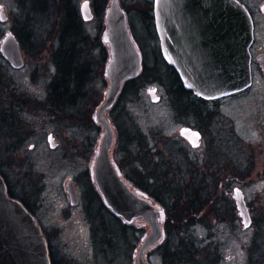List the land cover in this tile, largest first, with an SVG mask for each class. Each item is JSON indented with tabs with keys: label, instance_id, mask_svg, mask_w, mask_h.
<instances>
[{
	"label": "rangeland",
	"instance_id": "1",
	"mask_svg": "<svg viewBox=\"0 0 264 264\" xmlns=\"http://www.w3.org/2000/svg\"><path fill=\"white\" fill-rule=\"evenodd\" d=\"M31 1L0 0L8 16L7 22L0 21V46L5 34L12 31L25 58V65L15 69L0 50V76L9 84L11 94L15 92L16 120L15 152L10 156L0 152V170L16 198L26 200L38 214L59 220L54 226L58 232L51 237L57 264H137L138 249L150 228L127 227L116 219L94 191L89 174L101 134L92 115L109 85L105 78L108 50L102 37L110 0H89L95 17L89 22L82 19L89 41L77 46L74 57L89 69L87 84L72 110L63 114L50 108L45 94L55 73L53 57L59 45L61 0H43L47 13ZM85 1L73 0L81 18L80 7ZM153 1L120 0L143 53L145 76L110 112L118 134L113 158L132 182L140 177L137 172L141 168L150 171L156 164L167 168L168 162L196 163L206 179L203 186L196 182L189 185L188 181L184 186L199 188L200 198H195L198 202L191 208L186 205L174 209L176 220L171 221L172 231H186L200 245V254L196 251L187 255L194 257L190 264H203V259L205 264L208 259L216 260L214 264H264L256 258L250 260L257 223L264 226V80L243 94L196 107L202 117L192 111L181 114L179 108L183 106L173 105L168 92L170 69L162 57L154 21L143 20L135 10ZM154 87L161 96L159 103L150 99L149 90ZM191 99L184 98L182 105ZM182 126L203 131L200 147L194 149L183 142L179 134ZM49 134L58 143L55 149L49 145ZM174 151L182 152V156ZM185 165L181 171L189 175L197 170ZM69 178L75 182L78 205L70 203L66 187ZM236 187L243 190L250 210L253 222L248 229L233 198ZM166 231L163 245L145 257L148 264H163L165 247L177 243L176 235H169L167 227Z\"/></svg>",
	"mask_w": 264,
	"mask_h": 264
},
{
	"label": "water",
	"instance_id": "2",
	"mask_svg": "<svg viewBox=\"0 0 264 264\" xmlns=\"http://www.w3.org/2000/svg\"><path fill=\"white\" fill-rule=\"evenodd\" d=\"M154 20L164 59L178 73L184 88L204 100L226 98L249 89L252 85L251 53L253 19L238 0H154ZM84 22L94 18L90 1L81 4ZM0 21L8 16L0 6ZM106 30L102 41L110 47L105 68L109 85L103 102L92 117L103 132L90 172L95 188L105 206L127 225L150 230L142 239L137 264H148L147 254L167 238L165 209L145 192L135 187L114 161L112 152L117 135L107 114L117 103L128 81L143 70V55L129 25V17L120 0H110L105 13ZM0 50L15 69L25 65L16 35L5 34ZM157 88L149 90L151 101L160 97ZM183 138L195 148L202 135L190 127L180 130ZM51 148L55 138L49 135ZM72 205L78 203L73 181L67 184ZM237 210L245 229L252 226L250 210L240 187L233 191ZM0 264H51L48 244L37 219L17 199L8 194L0 174Z\"/></svg>",
	"mask_w": 264,
	"mask_h": 264
},
{
	"label": "trees",
	"instance_id": "3",
	"mask_svg": "<svg viewBox=\"0 0 264 264\" xmlns=\"http://www.w3.org/2000/svg\"><path fill=\"white\" fill-rule=\"evenodd\" d=\"M32 1L35 6L41 5L38 8H41L42 12H49L48 7L45 9V7L43 6V0H38L37 3L34 2V0ZM58 7L60 8V15L62 20L57 36L59 45L53 57L55 63V73L49 85V89L45 94L50 101L49 104L52 106L50 108H52L56 113L61 112L63 114L67 109L72 110L71 108L75 106L79 94L83 91L87 84V72L89 69L85 68V66L80 65L81 63L77 62L74 57L76 56L75 51H77V46L80 47L82 44L88 42L89 39L84 30V24L82 22L81 16L79 15L78 9L73 4V0H61L60 4H58ZM135 10L140 13L143 20L149 19L154 21V17L152 14L153 3L146 2L143 9L135 8ZM18 37L20 38V41L23 45L25 43L24 39L21 36ZM169 69L170 73H168V92L172 96L173 105L178 108L183 106V109L179 108L181 114H183L182 111L184 113L192 111L195 112L198 117H202L200 111L196 107L199 106V109H201L202 106L207 102L194 97L191 92L186 91L183 88L182 82L177 72L172 67H169ZM143 76H145V74H142L139 78L129 81L125 84L119 101L126 92H128L132 87H134V85L137 84L139 80L144 78ZM186 97H189L190 99L194 98L196 101L191 99L186 101L182 105L181 102H183L184 98ZM176 103H179V106H177ZM203 111H205L204 108ZM182 149L184 148L182 147ZM166 165L167 168L164 165L156 164V167L152 168L150 171H147V167L146 170L141 168L140 171L137 172V176L139 174L140 177L138 179H135L133 184L143 192L147 193L160 206H162L163 208L167 207L165 208L167 210L166 227L168 229L169 235H176L175 238H177V243L174 246L169 245L165 247V250L162 253L163 264H190V262L194 260V257H187V255L190 253L193 254L196 251H198V254H200V245L192 234L188 235L186 231H182L181 229H178V234H176L174 230L172 231L171 221L176 220L172 216V212L178 206L188 205L187 207L191 208L196 202H198V200H195V198H200V195L197 193L201 191L199 190V188H185L184 183L188 181V184L192 185L196 182L197 184L203 186V183L206 179L202 173L198 172L196 163L194 164V162L192 161L189 166L197 170H195L194 172L192 170V172L190 173L191 176L189 175V173L181 171V169L186 166L185 164L178 162L173 164L168 162ZM144 166L145 164L143 165V168ZM172 170H174V172H172ZM185 173L186 177H183ZM181 174H183V176H180ZM20 200L25 205L29 206L26 200ZM182 225L186 227L188 226L185 223H183ZM257 226V232L252 241L250 260L256 258L257 260H259V262L261 261L262 263H264V226H262V223H257ZM166 234L168 237L167 231ZM204 248L206 247L203 244V250ZM205 263L206 261H204L203 259V264ZM214 263H216V260H207V264Z\"/></svg>",
	"mask_w": 264,
	"mask_h": 264
},
{
	"label": "flooded vegetation",
	"instance_id": "4",
	"mask_svg": "<svg viewBox=\"0 0 264 264\" xmlns=\"http://www.w3.org/2000/svg\"><path fill=\"white\" fill-rule=\"evenodd\" d=\"M238 1L241 2L243 5H245V7L248 9V11H249V13L253 19V26H254L253 44L250 48L251 72H252V86L248 90V91H250L253 88H255L260 81L264 80V0H238ZM104 47H106L108 50V59H109L110 47L107 46L106 44H104ZM6 62L10 65V63L7 60H6ZM10 90L11 89H10L9 84H6L5 80H3L0 76V115H2V117L0 116V152L6 153L8 156H10V154H13L15 152V140H16V135H15V129H16L15 128V126H16L15 92H13V94H11ZM242 93H244V92H242ZM242 93H240V94H242ZM237 95H239V94H237ZM197 130L200 131V133L202 135V141H203V139H204L203 131L199 128H197ZM183 142L184 143L186 142L190 145V143L187 142L185 139H183ZM201 144H202V142H201ZM57 145H58V143H57ZM97 151H98V149L96 148L95 153H94L92 160L90 162V168H89L90 179H91L92 187H94V188H95V185H94V182L92 181V178H91L90 169H91L93 162L95 161L94 157H95ZM187 151H189V150L187 149ZM173 154L178 155V156H182V152H180V151H174ZM188 154L190 155L189 152H188ZM190 163H191V161H187L185 164L189 165ZM0 173L3 176V178L7 184L9 196L11 198H16L12 194V192L10 191V186H9L10 184H8L6 175L1 170H0ZM70 179H72V178L68 179V181L66 183V187H67V184H68ZM73 184H74V187L76 190V186H75L74 181H73ZM67 192H68V196L70 199V193H69L68 187H67ZM95 192L97 193L100 200L102 201V198H101L100 194L98 193V191L96 190ZM76 193H77V191H76ZM70 203H71V199H70ZM25 206L28 208V210L37 219V222L39 223V225L41 227L43 235L46 238L51 264H57L54 252L52 250L53 246H52V242H51V237L56 235L58 232V229L54 228V226L58 223L59 220L58 219H56V220L51 219L50 217H47L44 214H38L37 212L34 211L33 208H31L30 205L29 206L25 205ZM110 213H111V211H110ZM115 218L118 219L119 221H121L122 224L125 225V223L120 218H118V217H115ZM146 225H144V226H146ZM92 231H93V229H92Z\"/></svg>",
	"mask_w": 264,
	"mask_h": 264
}]
</instances>
